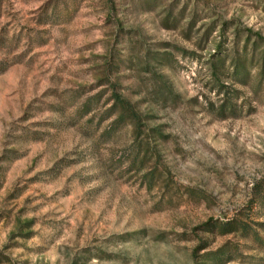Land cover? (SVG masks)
I'll return each mask as SVG.
<instances>
[{
	"label": "rangeland",
	"instance_id": "rangeland-1",
	"mask_svg": "<svg viewBox=\"0 0 264 264\" xmlns=\"http://www.w3.org/2000/svg\"><path fill=\"white\" fill-rule=\"evenodd\" d=\"M0 264H264V0H0Z\"/></svg>",
	"mask_w": 264,
	"mask_h": 264
}]
</instances>
